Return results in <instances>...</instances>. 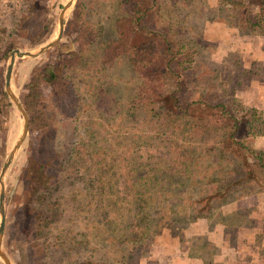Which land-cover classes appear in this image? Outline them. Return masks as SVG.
I'll use <instances>...</instances> for the list:
<instances>
[{
  "label": "rangeland",
  "instance_id": "rangeland-1",
  "mask_svg": "<svg viewBox=\"0 0 264 264\" xmlns=\"http://www.w3.org/2000/svg\"><path fill=\"white\" fill-rule=\"evenodd\" d=\"M22 1L0 0V37L4 36L1 31L10 30L15 8L20 7ZM66 1L55 0L57 18ZM186 1L182 0L179 11L198 10L197 14L202 15L201 20L197 14L191 19L177 15L185 17L187 35L197 43L195 57L205 60L210 66L211 62L218 64V55L211 54L206 41L197 37L199 33L206 32L204 7L211 6V1H196L190 6ZM115 2L92 0L100 13L101 34L83 53L79 64L67 69L76 86L79 110L76 125L81 135L91 141L93 161L83 171L69 165L61 173H56L53 180L40 166L32 165L26 172L28 180L23 188V177L20 176L29 156V141L39 133L29 126L3 176L6 220L1 249L14 264H30L32 259L37 264H264V187L245 181L246 177L234 156L208 153L219 152V149L206 151L205 141L190 137L186 126L171 128L165 133L143 125L140 120L143 114H131L130 101L136 80L129 72L127 58L122 56L110 64L99 63L98 52L103 43L100 40L112 35L113 22L122 13ZM216 4L217 1L212 6L214 18L224 13L229 16L226 8H218ZM37 17V14L24 17L20 31L29 32ZM56 24L51 36L40 44H33L27 37L18 35V45L9 50L5 59L0 58V88L5 90L10 103L3 104L2 108L0 104V169L24 123L22 112L5 89L9 54L13 48L38 49L54 37ZM259 30L241 34L236 28L234 32L236 37L243 35L255 45L256 40L264 39V32ZM61 40H66L64 30ZM56 52L55 45L34 57L15 56L10 85L22 104V92L33 67L55 59ZM253 65L237 69L234 75L224 74L220 67L210 80L217 86L221 99L234 98L244 108L256 107L264 118V89L252 97L247 84L239 87L234 82L249 74ZM42 89L46 96L50 95L49 86H42ZM249 141L251 146L264 150V127L262 133L253 135ZM38 148L45 151L42 145ZM175 149L193 152L203 168H217L220 175L223 173L224 185L236 184L230 190L228 200L215 204L208 217L190 220V205L186 200L189 197L198 199L200 193L196 187L184 183V176L171 169L164 168L158 173L157 186L151 195L154 199L146 206L139 205L127 189L126 164L131 156L155 160L160 152H173ZM48 180L47 188L34 199L35 206L43 208L45 213L44 220L32 230L40 245L39 254L29 244L31 231L28 233V229L21 228L20 216L24 210L30 211L29 191ZM17 217L20 218L18 225L15 222ZM201 230L205 232L199 233ZM203 238L213 243V251L203 250V258L190 254V243H194V250L199 252L196 245ZM0 264H5L1 256Z\"/></svg>",
  "mask_w": 264,
  "mask_h": 264
},
{
  "label": "trees",
  "instance_id": "trees-1",
  "mask_svg": "<svg viewBox=\"0 0 264 264\" xmlns=\"http://www.w3.org/2000/svg\"><path fill=\"white\" fill-rule=\"evenodd\" d=\"M115 1L122 10L114 24L117 33L99 48L98 60L101 64H110L122 56L127 58L129 72L136 80L130 101L131 114H143L140 119L143 125L165 133L171 128L186 126L190 137L205 141L206 151L219 149V152L208 153L234 156L245 181L263 188L264 150L251 146L249 140L262 133L264 118L256 107L244 108L234 98H220L217 86L210 80L215 70L205 60L195 57L196 41L190 40L185 26L177 20L170 6L167 7L168 2L173 6L176 0ZM220 1L229 5L230 22L241 33L256 32L259 28L264 32V0ZM20 5L13 13L10 30L1 31L4 36L0 37V58L5 59L9 50L18 45V35L40 44L55 30V0H23ZM33 14L38 17L30 31L21 32L20 22ZM101 23L100 13L92 0H78L65 19L66 40L56 44L55 59L34 66L25 83L21 98L31 130L39 133L29 141V156L20 176L23 188L32 165L40 166L53 180L56 173L69 165L83 171L93 161L91 141L81 135L76 125L79 113L76 86L67 69L77 66L83 53L94 45L102 31ZM200 85L202 88L198 89ZM42 86L51 88L50 95L44 94ZM0 93L2 108L3 104L10 103L5 90L0 88ZM41 145L43 152L38 148ZM159 154L155 160L131 156L126 164V186L139 205L146 206L154 199L151 195L157 186V175L164 168L184 176L185 184L188 182L198 189V199L189 197L186 200L190 205V220L208 217L213 206L225 203L230 190L236 186L235 182L224 185L223 173L220 175L217 168L201 167L203 164L193 152L175 149ZM48 183L49 180L39 183L29 191L30 211L24 210L20 216V226L28 229V233L31 231L29 244L39 254L40 245L32 230L44 220L45 213L43 208L35 206L34 199L44 192ZM20 218L15 219L17 225ZM203 239L196 245L199 252L194 250L195 244L190 243V254L203 258V250L213 251V243ZM31 261L35 263L34 259Z\"/></svg>",
  "mask_w": 264,
  "mask_h": 264
},
{
  "label": "crops",
  "instance_id": "crops-1",
  "mask_svg": "<svg viewBox=\"0 0 264 264\" xmlns=\"http://www.w3.org/2000/svg\"><path fill=\"white\" fill-rule=\"evenodd\" d=\"M199 2L201 0H187L186 3L190 6L195 2ZM206 1V0H205ZM208 1V0H207ZM211 1V6H206L205 12V21H207V29L205 34H199L197 37L201 39V37L206 41L207 46L209 47V51L211 54L218 55V59L216 61L218 64H213L211 62V67L217 71L220 67L222 68V72L226 75L232 74L241 68L242 70L245 67H253L249 71L250 73L247 75H243L239 78V80H235V85H239L242 87L244 85H248L251 91H248L249 94L253 97L256 96L257 92H260L264 89V79L261 77L264 76V39L260 38L259 40L255 41V45L246 38H243V35L239 37L235 35L236 26L230 22V17L228 14H221L219 18H214L213 16V9L215 2L217 1L216 6L224 7L229 11V5L223 4L220 0H209ZM182 0H176L173 6L170 5V2L167 3V7L170 6L172 13L177 18V20L181 21L184 25L185 17L181 16H188L190 19L196 17L198 10L196 12H181L179 11V5L181 4ZM191 2V3H190ZM206 3V2H205ZM215 11V10H214ZM188 12L190 14H188ZM210 12V13H209ZM198 15V14H197ZM208 15L210 17L208 18ZM198 19H202V15H198ZM115 21L113 22V28L111 29L112 35L107 38H101L102 45L110 38H114L116 36V29H115ZM185 26V25H184ZM186 28V26H185ZM238 29V28H237ZM223 30V31H222ZM239 30V29H238ZM238 33H241L240 31ZM243 34V33H241ZM194 40V39H192ZM97 41V40H96ZM197 44V43H196ZM220 44V45H218ZM214 46L217 49H214ZM224 48V50H222ZM221 52V53H220ZM251 64V65H250ZM264 91V90H263ZM230 203V202H229ZM205 231L201 230L199 233H203Z\"/></svg>",
  "mask_w": 264,
  "mask_h": 264
},
{
  "label": "water",
  "instance_id": "water-1",
  "mask_svg": "<svg viewBox=\"0 0 264 264\" xmlns=\"http://www.w3.org/2000/svg\"><path fill=\"white\" fill-rule=\"evenodd\" d=\"M75 2H76V0H67L63 4V6H62V8L58 14V18H57V24H56L57 30H56L54 37L51 40H49L47 43L41 45L36 50H21L20 48H13L9 54V60H8L7 69L5 72V89L8 93V95L10 96V98L14 101V103L17 105V107L22 112V114L24 116V123H23L22 131H21L19 138L17 139L15 144L12 146L11 150L9 151V153H8V155H7L5 161H4V163L0 169V256L4 260L5 264H14V263L11 261L9 256L1 249L2 233H3L4 227H5V220H6L5 207H4L5 185H4L3 176H4V173L6 171L7 166L9 165L11 159L13 158L16 150L18 149L20 144L23 142V140H24V138L28 132V129H29L28 113H27L26 109L24 108L22 102L18 98V96L13 92L11 85H10V76H11V71H12L14 59H15L16 55H18L20 57H24V56L34 57V56H37V55L43 53L47 49L55 46L61 40V38L63 36L66 14L69 11V9L74 5Z\"/></svg>",
  "mask_w": 264,
  "mask_h": 264
}]
</instances>
